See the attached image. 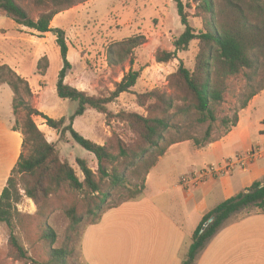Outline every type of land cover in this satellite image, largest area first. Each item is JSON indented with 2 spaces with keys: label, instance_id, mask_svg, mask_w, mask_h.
<instances>
[{
  "label": "trees",
  "instance_id": "1",
  "mask_svg": "<svg viewBox=\"0 0 264 264\" xmlns=\"http://www.w3.org/2000/svg\"><path fill=\"white\" fill-rule=\"evenodd\" d=\"M87 1L89 0H30V4L40 11L37 20H34L23 0H0V10L16 23L33 29L40 35L52 32L57 36L56 43L60 48L63 67L56 84V93L59 98L78 103V108L70 119L51 118L33 105L34 95L29 81L8 64H0V86L9 84L14 92L13 107L18 117L14 130L23 134L22 152L0 195V223H5L11 229L9 254L16 260H30L35 264H70L68 258L73 253L71 236L67 237L61 247H55L58 234L48 223L49 214L44 210L43 204L48 202L49 196L54 192L67 187L88 194L83 211L76 203H70L64 208L71 230L82 225L87 215H98V220L91 224L97 223L107 210L121 204L105 207L110 192L118 186L127 185L128 171L138 181L129 189V201L143 195L148 174L170 146L192 140L202 147L216 140L211 139V136L213 125L218 120L217 106L225 99L230 77L242 74L246 80V94L240 110L246 108L250 100L264 90V0H218V3L215 0H203L200 5L203 12L200 11V14L204 19V28L200 32H196L190 24L189 9H192V5L183 0H172L177 5L185 27L184 32L175 39L173 50L156 52V61H174L179 53L189 49L193 41L199 42L194 67L189 68L180 61L179 67L171 75L170 85L177 94L168 95L153 90L143 97L155 100L148 107L152 112L159 113L147 116L138 113L123 115V120L129 122L136 134L132 145H126L113 137L103 145L85 138L74 128L76 118L83 116L89 109L108 115V105L123 93L130 92L141 77L140 71L131 68L107 97L91 95L66 82L68 72L72 69L68 59L66 32L52 28L51 24L58 14ZM146 43L144 35L129 38L119 50L120 60ZM113 53H109L112 64L117 60ZM48 68V57H42L38 62L39 74L45 75ZM180 99L184 100L183 105L178 103ZM193 109L198 124L210 123L203 140L184 124L175 123V118L181 112L188 113ZM35 116H42L46 125L61 136L69 132L75 142L95 156L97 169H92L86 160L78 158L77 163L83 175L81 179L73 166L61 158L56 144L48 141L46 134L37 125ZM68 121L69 124H66ZM238 121L239 111L235 112L232 119L222 120L224 125L230 127L236 126ZM18 175L22 176V188L17 180ZM106 181L109 184L105 185ZM22 190L40 208L37 227L46 253V259L42 261L33 259L15 234L16 224H21L25 217L17 207L24 196ZM251 207L264 209V179L255 181L245 191L223 201L202 218L193 233L192 244L182 264H194L202 248L226 222L234 214ZM36 217L37 215L31 218Z\"/></svg>",
  "mask_w": 264,
  "mask_h": 264
},
{
  "label": "rangeland",
  "instance_id": "2",
  "mask_svg": "<svg viewBox=\"0 0 264 264\" xmlns=\"http://www.w3.org/2000/svg\"><path fill=\"white\" fill-rule=\"evenodd\" d=\"M215 1L218 3V0ZM183 2L192 5V9H189L191 13L190 24L195 28L196 32L202 31L204 19L200 14V11H202L200 5L203 4V0H183ZM23 4L30 11L31 17L37 20L40 11L30 4V0H23ZM85 5L86 2L78 5L79 15H81L78 26L66 33L67 43L69 41L70 45L72 44L77 50V52L75 50L70 54L69 59L76 64L68 72L66 82L70 85L80 84V87L86 89V91L89 90L88 93L91 95L107 97L115 90V84L121 82L124 75L131 68L135 71H140L141 77L130 92L123 93L108 105V115L89 109L83 116L76 118L74 128L82 136L98 144L103 145L113 138H118L126 145H132L136 139V134L131 129L129 122L123 120V115L126 113H138L147 116L159 113L154 111L155 109H152L154 111L152 112L148 107L155 100L143 97V95L153 90H159L168 95H176L177 93L170 85L171 75L179 67L180 61H183L189 68L194 67L195 56L199 50V42L193 41L187 51L178 54L176 60L169 63H158L155 58L156 52L158 50H173L175 39L184 32L185 27L181 22L177 5L174 1L92 0L87 6ZM4 18L5 20L0 19V26L9 30L7 34L12 36L19 35L12 30V23H14L12 21L14 20L7 15ZM52 34L51 36H41L34 31H26L25 34L21 33V35L27 37L25 40L28 44L26 45V51L30 53L29 55L32 59L40 60L42 58L41 49L43 47L50 46L52 48L53 63L45 75L37 72V64L30 65L28 63L27 65L26 72L32 80L36 92V94L33 93L32 103L51 118L60 119L65 117L70 119L76 112L78 103L57 96L56 84L62 69L59 68L63 67V61L59 46L52 41ZM140 35H144L147 38V43L134 49L130 55L124 57V60H120L118 53L122 48V44L129 38ZM54 36L56 41L57 36L55 34ZM12 43L8 40L1 47L9 49ZM110 51L114 52L113 55L117 59L114 64L110 63L109 60ZM7 61L8 59L4 58L0 61V64ZM42 65H45L44 61ZM228 84L229 89L225 94V99L217 106L218 120L213 125L211 139H218L230 128V126L224 125L222 120L232 119L235 112L240 111V106L245 98L246 80L242 74L230 77ZM37 87L38 91L36 90ZM178 103L183 105L184 100L180 99ZM17 119L18 117L16 116ZM34 119L39 128L46 134L48 141L56 144L61 158L73 166L81 179H83V175L77 163L78 158L86 160L92 169H97L95 156L75 142L69 132L61 136L54 130L53 135L51 132L53 129L46 125V121L42 116H35ZM196 119L197 115L193 109V111L189 110L188 113L181 112L175 118V123L184 124L186 128L191 129L198 138L203 140L205 131L210 123L198 124ZM66 124H69V121ZM52 135L56 137L55 141L51 140ZM6 167V165H3L2 169H0V188L2 189L5 185ZM127 177L131 183L128 181L126 186L114 188L105 204L106 208L128 201L129 189L133 188L132 184L138 181L130 171H128ZM17 180L20 188H22V176L18 175ZM107 184H109L108 181L105 182V185ZM21 192L24 196L17 207L19 212L25 217L21 224H16L15 234L21 244L28 249L29 255L36 261H42L46 259V253L43 241H40L37 227L40 208L33 199L25 195L23 190ZM87 195V193L62 187L50 195L48 202L43 204L45 205L44 210L49 214L47 217L48 223L58 234L55 247H61L66 242L67 237L71 236L70 243L73 253L68 258L70 264H83L79 257L82 231L87 225L96 222L98 215H87L82 225L76 227L75 230H71L70 220L64 208L70 203H76L80 210L83 211L86 206L85 198ZM255 210H257V207L246 208L237 214L236 218ZM36 215V218H31ZM10 233L11 229L5 223H0V264H35L30 260H16L10 256L8 247Z\"/></svg>",
  "mask_w": 264,
  "mask_h": 264
},
{
  "label": "crops",
  "instance_id": "3",
  "mask_svg": "<svg viewBox=\"0 0 264 264\" xmlns=\"http://www.w3.org/2000/svg\"><path fill=\"white\" fill-rule=\"evenodd\" d=\"M6 15L0 10V19L5 20ZM80 20L76 6L58 14L51 27L68 33L78 26ZM12 22L13 32L19 35L7 34L9 30L0 26V61L7 58L8 61L3 64H8L27 79L36 94L26 69L28 63L37 64L38 72L39 60L32 59L26 51L27 37L21 33H39ZM51 34L48 32L41 36ZM52 38L53 43L56 42L54 34ZM8 40L13 42L9 49L2 48L1 45ZM68 48L69 59L76 49L69 41ZM41 50L42 57H48L49 70L53 63L52 48L43 47ZM69 61L75 67L76 63ZM71 85L86 91L80 84ZM13 102L10 85H1L0 169L3 165L7 166L3 189L23 149V134L14 130L17 120ZM51 132L54 135L55 131ZM53 135L51 140L55 141ZM262 145L264 90L239 111L237 125L230 127L220 138L202 147L192 140L170 146L148 174L143 195L107 210L99 222L84 227L80 260L83 264H182L202 218L223 201L245 191L255 181L264 179V158L254 161L246 170L238 166L224 176L209 178L197 185H184L182 178ZM241 211L234 214L202 248L194 264H264V209L257 208L236 218Z\"/></svg>",
  "mask_w": 264,
  "mask_h": 264
},
{
  "label": "built area",
  "instance_id": "4",
  "mask_svg": "<svg viewBox=\"0 0 264 264\" xmlns=\"http://www.w3.org/2000/svg\"><path fill=\"white\" fill-rule=\"evenodd\" d=\"M263 158L264 145L257 146L250 149L246 153L237 154L234 157H230L223 163L208 165L198 172L192 173L190 175H185L181 181L184 185H197L209 178L224 176L238 166L246 170L251 163Z\"/></svg>",
  "mask_w": 264,
  "mask_h": 264
}]
</instances>
